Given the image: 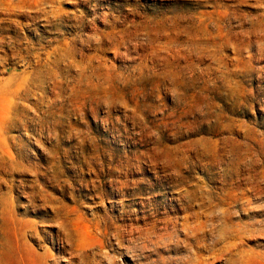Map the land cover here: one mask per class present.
Wrapping results in <instances>:
<instances>
[{"label":"rangeland","instance_id":"1","mask_svg":"<svg viewBox=\"0 0 264 264\" xmlns=\"http://www.w3.org/2000/svg\"><path fill=\"white\" fill-rule=\"evenodd\" d=\"M29 1L0 0V264H264V0Z\"/></svg>","mask_w":264,"mask_h":264},{"label":"bare ground","instance_id":"2","mask_svg":"<svg viewBox=\"0 0 264 264\" xmlns=\"http://www.w3.org/2000/svg\"><path fill=\"white\" fill-rule=\"evenodd\" d=\"M8 1H10V0H8ZM31 1H32V0H31ZM44 1H45V0H44ZM95 1H96V0H95ZM237 1H238V0H237ZM246 1H247V0H246ZM256 1H258V0H256ZM262 1H263V0H262ZM11 2H12V0H11ZM11 2H7V3H10V4H11ZM14 2H15V0H14ZM18 2L20 3V1H18ZM22 2H23V1H21V3H22ZM24 2H25V1H24ZM28 2H30V1L28 0ZM40 2H42V1H40ZM258 2H259V1H258ZM16 3H17V2H16ZM37 3H38V2H37ZM35 4H36V2H35ZM14 5H15V4H13L12 6L14 7ZM25 5H26V4H25ZM25 5H24V6H25ZM27 5H28V4H27ZM33 5H34V4H33ZM33 5H32V6H33ZM59 6H60V5H59ZM6 7H7V6H6ZM3 8H4V7H3ZM7 8H8V7H7ZM7 8H6V9H7ZM10 8H11V7H10ZM28 8H29V7H28ZM32 8H33V7H32ZM32 8H31V9H32ZM37 8H38V7H37ZM0 9H1V8H0ZM16 9H17V8H16ZM2 10H3V9H2ZM11 10H12V9H11ZM13 10H14V9H13ZM10 12H11V11H10ZM13 12H14V11H13ZM20 12H21V11H20ZM23 12H24V11H23ZM0 13H1V12H0ZM14 13H15V12H14ZM21 13H22V12H21ZM28 13H29V12H28ZM212 13H213V12H212ZM6 15H8V14L6 13ZM14 15H15V14H14ZM3 16H4V15H3ZM22 16H26V15H22ZM112 17H113V16H112ZM6 18H7V17H6ZM68 18H69V17H68ZM33 19H34V18H33ZM13 22H14V21H13ZM225 25H226V24H225ZM218 26H219V25H218ZM215 27H216V26H215ZM118 33H119V32H118ZM196 34H197V33H196ZM245 34H246V33H245ZM86 35H87V34H86ZM188 35H189V34H188ZM179 36H180V35H179ZM196 37H198V36H196ZM211 38H212V37H211ZM255 39H256V38H255ZM186 40H187V39H186ZM188 41H189V40H188ZM183 43H184V42H183ZM167 45H169V44H167ZM197 45H198V44H197ZM94 46H95V45H94ZM64 49H65V48H64ZM111 49H112V48H111ZM129 49H130V48H129ZM58 50H59V49H58ZM65 51H66V50H65ZM65 51H63V52H65ZM246 52H247V51H246ZM246 52H245V53H246ZM57 54H58V53H57ZM63 54H64V53H63ZM10 55H11V54H10ZM197 55H198V54H197ZM29 56H30V55H29ZM62 56H63V55H62ZM62 56H61V57H62ZM183 56H184V55H183ZM38 57H39V56H38ZM58 57H59V56H58ZM118 57H119V56H118ZM63 58H64V56H63ZM63 58H62V59H63ZM125 58H126V57H125ZM57 60H58V58H57ZM60 60H61V59H60ZM64 60H65V58H64ZM53 62H54V61H53ZM55 62H57V61L55 60ZM55 62H54V63H55ZM58 63H59V62H58ZM58 63H57V64H58ZM51 64H53V63H51ZM57 64H56V65H57ZM42 66H43V65H42ZM42 66H41V68H39V69H42ZM57 66L59 67V65H57ZM51 69H52V68H51ZM54 69H55V68H54ZM44 70H45V69H44ZM46 71H48V70H46ZM81 71H84V70H81ZM84 72H85V71H84ZM84 72H81V73H84ZM56 73H57V72H56ZM38 75H39V74H38ZM35 76H36V75H35ZM79 76H81V75H79ZM31 78H32V77H31ZM99 78H100V77H99ZM33 79H34V78H33ZM39 80H40V79H39ZM49 80H50V79H49ZM31 81H32V80H31ZM83 81H84V80H83ZM106 94H107V93H106ZM105 97H106V96H105ZM27 121H28V120H27ZM2 128H3V127H2ZM1 131H2V130H1ZM1 131H0V133H1ZM146 156H147V155H146ZM156 157H157V156H156ZM183 158H184V157H183ZM185 158H186V157H185ZM175 159H176V158H175ZM140 160H141V159H140ZM123 163H124V162H123ZM232 163H233V162L228 163L229 167L232 165ZM125 170H126V169H125ZM163 172H164V171H163ZM129 182H130V181H129ZM131 183H132V182H131ZM251 185H252L251 188H250L251 191H253V192H255V193H258V194L261 192V190H262L261 188H262V187L260 186V183H259V182H254V181H253V182L251 183ZM233 189H234V188H233ZM235 189H236V188H235ZM244 190H245V189H244ZM232 191H233V190H232ZM235 191H236V190H235ZM128 192H129V191H128ZM244 192H245V191H244ZM261 193H262V192H261ZM225 194H226V193H225ZM246 194H247V193H246ZM97 195H98V194H97ZM228 196H229V195H228ZM235 196L238 197V195H235ZM251 199H252V198H251ZM179 200H181V198H179ZM249 200H250V199H249ZM232 203H233V202H232ZM249 203H250V201H249ZM247 205H248V203H247ZM248 206H249V205H248ZM183 208L187 211L190 207L187 206V204H185ZM235 214H236V213H235ZM188 216H189V215H188ZM186 218H187V217H186ZM187 219H188V218H187ZM198 220H199V219H198ZM185 222H186V221H185ZM200 223H201V225H202V222H200ZM200 223H199V224H200ZM187 224H188V223H187ZM193 224H194V223H193ZM199 224L196 225V226H199ZM185 225H186V224H185ZM109 226H110V225H109ZM194 226H195V225H194ZM189 227L192 228L193 226L191 225V226H189ZM189 227H188V228H189ZM191 228H189V229H191ZM199 228H200V227H199ZM199 228H197L198 231L195 230V229H194V230L197 231V232H199ZM202 228L205 229V227L203 226V227L200 228V230H202V232H203L204 229H202ZM192 229H193V228H192ZM253 229H254V228H253ZM255 230H256V229H255ZM259 230H260V228H259ZM15 231H16V230H15ZM191 231H193V230H191ZM193 232H194V231H193ZM193 232H192V233H193ZM247 232H248V231H247ZM252 232H254V231H252ZM129 233H130V232H129ZM195 233H196V232H195ZM200 233H201V232H200ZM204 233H205V232H203V234H204ZM254 233L256 234V232H254ZM156 234H157V235H155V236H159L158 233H156ZM169 234H170V233H167V232H166V233L163 234V235H165V238H166V235L168 236ZM196 234H197V233H196ZM196 234H194V235L196 236ZM237 234H238V233H237ZM252 234H253V233H252ZM255 234H253V235H255ZM161 235H162V234H161ZM161 235H160V236H161ZM172 235H173V234H172ZM249 235H250V234H249ZM169 236H171V234H170ZM250 236H251V235H250ZM162 237H164V236H162ZM193 237H194V236H193ZM193 237H192V238H193ZM198 237H199V235H198ZM198 237H196V238H198ZM160 238H161V237H160ZM167 238H168V237H167ZM174 238H175V237H174ZM194 238H195V237H194ZM201 238H202V237H201ZM203 238H204V237H203ZM168 239L172 240V238H168ZM159 240H160V239H159ZM189 240H190V239H189ZM202 240H203V239H202ZM144 241H145V240H144ZM160 241H161V240H160ZM140 242H141V241H140ZM164 242H165V241H164ZM201 242H202V241H201ZM201 242H199V243L201 244ZM202 243H203V242H202ZM205 243H206V242H205ZM163 244H164V243H163ZM161 245H162V244H161ZM149 246H150V245H149ZM150 248H151V247H150ZM202 249H203V247H202ZM197 254H198V253H197ZM19 255H20V254H19ZM194 255H195V254H194ZM194 255H193V256H194ZM214 255H215V254H214ZM184 258H185V257H184ZM194 258H196V260H197V257H196V256H195ZM194 261H195V259H194ZM194 261H193L192 256H190V258L187 259V263H188V264H197V263L194 262ZM197 262H198V261H197ZM208 264H209V262H208Z\"/></svg>","mask_w":264,"mask_h":264}]
</instances>
